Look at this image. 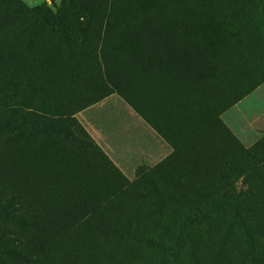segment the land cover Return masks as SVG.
I'll return each mask as SVG.
<instances>
[{"label":"rangeland","instance_id":"1","mask_svg":"<svg viewBox=\"0 0 264 264\" xmlns=\"http://www.w3.org/2000/svg\"><path fill=\"white\" fill-rule=\"evenodd\" d=\"M103 1L0 0V264H264V0Z\"/></svg>","mask_w":264,"mask_h":264},{"label":"crops","instance_id":"2","mask_svg":"<svg viewBox=\"0 0 264 264\" xmlns=\"http://www.w3.org/2000/svg\"><path fill=\"white\" fill-rule=\"evenodd\" d=\"M112 98V96L110 97V99L105 98L104 101L97 105L96 108L101 111L105 120L104 130L118 131L120 135H123L124 139H121L120 141L118 140V145L121 148L120 154L116 156L109 153L108 157L121 170L122 173H126L127 171L134 170V166H138L142 162V158L148 155V152L143 154V147L150 146L158 151V145L160 143V140L162 139L159 135L160 132L158 131V127H160V124L157 120V117H154V122L147 121L144 116L136 112V109L132 110L131 108L126 106L125 103L118 97H115L117 98L115 99L117 101H115L116 104H113L109 101ZM93 107L94 106L89 107L85 110V112H91V108ZM116 109L118 110L120 117H122L120 118V120H118V123H114L111 119ZM97 114L98 112H96L94 115ZM126 116H128V118L132 121V125L130 127L126 125L128 119ZM140 117H143V119H141ZM155 123L158 125H156ZM163 126L165 125L163 124ZM129 134L132 135V138L127 139V136H129ZM143 138H147V140H143ZM113 139V137L112 139H109V136L107 134H103L102 140H104L105 142L113 141ZM104 141L102 146L109 147L104 143Z\"/></svg>","mask_w":264,"mask_h":264},{"label":"trees","instance_id":"3","mask_svg":"<svg viewBox=\"0 0 264 264\" xmlns=\"http://www.w3.org/2000/svg\"><path fill=\"white\" fill-rule=\"evenodd\" d=\"M108 2H109L108 0H104V1H103V3L105 4V6L108 4ZM105 15H106V14H104V16H105ZM104 16H103V18H106V17H104ZM0 58H1V57H0ZM153 76H154V75H153ZM153 82H156V83H157L158 81H153ZM125 96H126V95H125ZM141 97H142V100H144V98H145L144 95H141ZM147 106H148V105H147ZM1 244L4 246V245H5V241L1 240Z\"/></svg>","mask_w":264,"mask_h":264}]
</instances>
